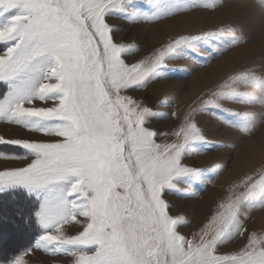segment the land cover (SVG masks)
Masks as SVG:
<instances>
[{"label":"snow or ice","instance_id":"6c2138e0","mask_svg":"<svg viewBox=\"0 0 264 264\" xmlns=\"http://www.w3.org/2000/svg\"><path fill=\"white\" fill-rule=\"evenodd\" d=\"M223 6L222 0H0V122L40 137L0 136V145L23 150L0 157L27 161L0 171V194L22 193L39 229L31 249L0 264H26L23 256L33 250L71 257V264H264V234L247 227L252 211L264 210V164L230 189L191 237L180 231L190 222L173 216L166 199L191 198L181 184L206 186L223 171L198 168L192 157L235 147L209 140L198 116L241 137L264 126V64L230 73L182 117L155 112L134 95L184 71L169 68L170 61L206 66L247 43L243 31L226 25L180 34L129 62L138 47L117 42L122 29L108 22L151 25ZM258 6L264 14V0ZM169 118L177 121L171 131L151 127ZM240 237L246 243L239 249L223 251Z\"/></svg>","mask_w":264,"mask_h":264},{"label":"rangeland","instance_id":"374dc122","mask_svg":"<svg viewBox=\"0 0 264 264\" xmlns=\"http://www.w3.org/2000/svg\"><path fill=\"white\" fill-rule=\"evenodd\" d=\"M222 3L224 6L214 11H192L151 25L128 23L122 19L108 21L111 25L122 29L115 36L117 42L134 44L138 47L139 50L134 55L127 57L129 62L144 57L170 38L202 29L233 25L241 29L247 38V43L225 50L206 66H197L189 59L170 61L169 68L184 71L173 73L143 91L135 93L137 99L153 108L155 112L168 114L176 112L182 117L198 97L216 88L230 73L245 67L264 64V14L261 13L258 0H222ZM164 101L167 102V106H156ZM229 107L236 106L229 105ZM197 120L200 121V126L205 130L209 140L234 144L235 147L218 148L192 157L191 162L198 168L217 167L223 171L206 186L181 184L179 186L181 192L193 193L191 198H182L179 193L166 197L172 205L171 214L173 216L182 215L190 222L180 229L181 234L188 237L198 232L207 223L219 203L229 195L230 189L246 174H252L264 164V126L257 128L252 136L241 137L234 129L223 127L215 122L213 117L198 116ZM176 124L175 118H169L154 120L151 127L161 132H168ZM0 136L5 139L40 138L36 134L2 122H0ZM164 139L165 137L160 138L161 141ZM22 151L14 146L0 145V153L21 154ZM25 163L27 161L0 157V171L19 167ZM0 211H2L1 208ZM250 215L251 219L247 222L249 230L264 234V210L255 209ZM0 222L4 225L0 228V255L6 249L9 252H15L18 245H13L23 242L25 233L23 230H16L15 222L6 219L5 215L2 217L0 214ZM34 226L38 236L39 229L35 224ZM65 228L73 234L76 231V228L71 226H65ZM36 238L28 249L33 247ZM244 243H246L245 238L240 237L228 244L223 251L239 249ZM23 259L26 264H71V257H53L40 250L29 252L28 255H24Z\"/></svg>","mask_w":264,"mask_h":264},{"label":"trees","instance_id":"16d2710c","mask_svg":"<svg viewBox=\"0 0 264 264\" xmlns=\"http://www.w3.org/2000/svg\"><path fill=\"white\" fill-rule=\"evenodd\" d=\"M0 208L2 210L0 211L1 216L3 217L5 215L6 219L15 222L16 230H23L25 233L23 242H18L17 244L13 245H18V248L15 252H9V250L6 249L3 250L2 254L0 255V259H11L12 257L24 252L31 246L33 240L37 237V231L34 223L29 217L30 203L22 193H9L0 195ZM6 225L9 226L8 224ZM2 226L4 225L0 222V228Z\"/></svg>","mask_w":264,"mask_h":264},{"label":"bare ground","instance_id":"6f19581e","mask_svg":"<svg viewBox=\"0 0 264 264\" xmlns=\"http://www.w3.org/2000/svg\"><path fill=\"white\" fill-rule=\"evenodd\" d=\"M245 11H246V10H245ZM245 11H244V12H245ZM178 25H179V24H178ZM180 25H181V24H180ZM162 26H164V25H162ZM162 26H161V28H162ZM180 27H181V26H180ZM150 31H151V30H150ZM160 32H161V31H160ZM149 36H150V35H149ZM149 40H150V38H149ZM156 42H157V41H156ZM201 78H203V77H201ZM11 235H12V234H11Z\"/></svg>","mask_w":264,"mask_h":264},{"label":"crops","instance_id":"0c3cea01","mask_svg":"<svg viewBox=\"0 0 264 264\" xmlns=\"http://www.w3.org/2000/svg\"><path fill=\"white\" fill-rule=\"evenodd\" d=\"M29 252H31V251H29ZM29 252H28V254H29ZM28 254H27V255H28ZM25 256H26V255H25ZM23 257H24V256H23Z\"/></svg>","mask_w":264,"mask_h":264}]
</instances>
